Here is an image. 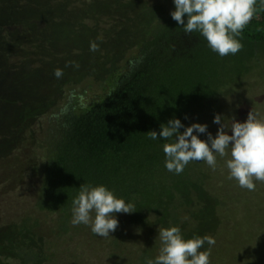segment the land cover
Wrapping results in <instances>:
<instances>
[{
  "label": "trees",
  "instance_id": "trees-1",
  "mask_svg": "<svg viewBox=\"0 0 264 264\" xmlns=\"http://www.w3.org/2000/svg\"><path fill=\"white\" fill-rule=\"evenodd\" d=\"M75 2L0 0V140L8 139L0 145V182L26 174L36 180L27 212L18 217L14 231L0 233V264H56L62 253L35 242L62 240L71 229L72 199L83 184L106 185L136 209L117 214V229L107 243L102 240L104 258L97 256L91 264H146L159 255L158 230L169 225H178L186 238L213 237L210 264H253L223 248L222 238L229 233L224 209L232 202L235 180L229 179L221 157L215 170L190 161L177 175L165 167L163 146L169 141L148 136L153 130L159 134L173 118L185 126L203 123L204 113L249 75L263 78L264 3L256 2L242 49L225 57L199 33L186 34L171 13L163 15L136 53L112 73L101 97L86 105L70 98L56 106L53 97L64 76L43 77L41 70L66 66L65 58L77 54L75 36L62 37L63 27L75 29L77 23L68 22L65 17L72 13L67 11L86 5V0L78 7ZM23 67L26 74L15 75ZM66 67L68 74L79 68ZM41 116L47 117L38 139L33 127Z\"/></svg>",
  "mask_w": 264,
  "mask_h": 264
},
{
  "label": "rangeland",
  "instance_id": "rangeland-1",
  "mask_svg": "<svg viewBox=\"0 0 264 264\" xmlns=\"http://www.w3.org/2000/svg\"><path fill=\"white\" fill-rule=\"evenodd\" d=\"M84 1L77 0L74 4L78 7ZM89 2L90 0H86V5L74 12L67 11V14L72 15L65 17L69 19L68 22L77 23L75 29L70 26L63 27L62 37L71 38L74 35L77 45H80L77 54L67 56L65 60H74L79 68L78 71L68 74L65 73L68 70L66 66L57 67L63 69L65 75L63 74L61 87L53 97L56 106H62L70 98L76 100L77 104L86 105L101 97L109 88L112 73L136 53L139 43L150 36L161 17L172 11V0H97L96 5ZM254 26L259 29L262 25ZM92 41L98 44V51L89 50ZM54 70L44 67L41 75L48 77ZM262 70L263 78L257 73H252L238 84L229 96L221 99L218 106L204 113L202 124L207 125L208 132L213 136L217 133L219 125L213 123L216 114H220L221 122L227 124H231L233 119L241 122L246 120L250 111L256 113L258 118L264 119V59ZM14 73L26 74V68L14 70ZM46 117L38 118L33 127V133L35 132L38 139L41 138ZM6 140L8 139L0 140V145ZM228 157H221V164L225 168ZM1 161L0 157V163ZM254 183V191L241 188L237 181H234L232 186L235 189L230 187L232 197L229 198L232 202L228 209H224L229 233L225 235V239L222 238L223 248L225 251L242 253L245 256L243 259L253 264H264V182L254 180ZM35 187L34 176L27 174L11 183L0 182V233L11 231L18 217L27 212ZM51 222L52 218L44 227H49ZM69 224L71 229L59 242L47 243V240L39 238L35 244L43 249L61 252L63 255H57L56 264H91L96 262L97 256L104 258L102 252H105L106 248L102 240L105 239L107 243L109 236L102 238L95 234L90 235V226H73L71 220ZM88 235L91 236L90 241L86 238ZM0 237L3 238L1 235ZM108 248L107 246V251ZM66 251L73 256L65 255ZM118 252L122 254V250Z\"/></svg>",
  "mask_w": 264,
  "mask_h": 264
},
{
  "label": "clouds",
  "instance_id": "clouds-1",
  "mask_svg": "<svg viewBox=\"0 0 264 264\" xmlns=\"http://www.w3.org/2000/svg\"><path fill=\"white\" fill-rule=\"evenodd\" d=\"M256 2L173 0L171 17L186 34L199 33L213 52L225 57L242 49V33L253 19ZM89 50L98 51V44L90 42ZM66 66L79 67L74 62ZM63 74L60 68L53 73L57 79ZM221 121V115L216 114L213 123L219 128L213 136L206 124L194 122L185 126L179 118H173L161 125L159 134L149 131L148 138L169 141L163 146L165 167L177 175L190 161H203L215 170L217 156L226 157L230 153L226 160L229 179L237 181L241 188L254 191V180L264 182V119L250 111L242 122L233 119L231 124H227ZM205 133L207 139H201V134ZM135 210L133 204L117 197L106 185L83 184L72 199L71 223L73 226H90L93 234L105 238L117 229L118 213L130 214ZM158 237L161 244L159 255L147 258L146 264H210L212 247L216 243L213 237L195 235L186 238L178 225L160 228Z\"/></svg>",
  "mask_w": 264,
  "mask_h": 264
}]
</instances>
